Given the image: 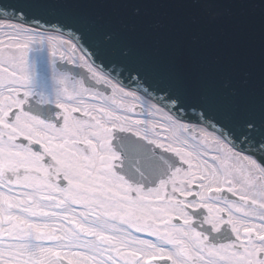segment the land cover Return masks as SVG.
<instances>
[{
	"label": "snow or ice",
	"instance_id": "1",
	"mask_svg": "<svg viewBox=\"0 0 264 264\" xmlns=\"http://www.w3.org/2000/svg\"><path fill=\"white\" fill-rule=\"evenodd\" d=\"M233 6L0 0V264H264V46L201 42Z\"/></svg>",
	"mask_w": 264,
	"mask_h": 264
},
{
	"label": "water",
	"instance_id": "2",
	"mask_svg": "<svg viewBox=\"0 0 264 264\" xmlns=\"http://www.w3.org/2000/svg\"><path fill=\"white\" fill-rule=\"evenodd\" d=\"M251 3L255 6L222 9L212 31L203 34L201 42L207 52H216L229 58L248 57L254 70H258L264 46V12L259 7L260 0H251ZM191 16L190 10L181 7H169L160 12L161 21L173 26L165 41L163 55L189 73L195 71L193 59L196 53L189 34L178 29L181 24H189Z\"/></svg>",
	"mask_w": 264,
	"mask_h": 264
}]
</instances>
